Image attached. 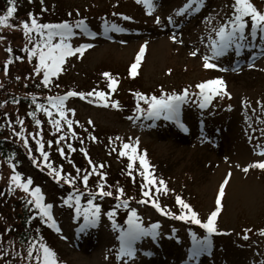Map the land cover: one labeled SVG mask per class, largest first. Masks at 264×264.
Returning a JSON list of instances; mask_svg holds the SVG:
<instances>
[{
    "label": "rangeland",
    "instance_id": "374dc122",
    "mask_svg": "<svg viewBox=\"0 0 264 264\" xmlns=\"http://www.w3.org/2000/svg\"><path fill=\"white\" fill-rule=\"evenodd\" d=\"M45 1L55 2L61 11L75 8L85 13L93 29L91 39L84 40L79 34L70 39L80 52L68 62L60 82L90 91L100 86L97 80L104 81L101 76L105 73L118 79L113 90L121 98L130 90L127 88L155 93L160 88L187 85L207 86L214 98L211 105L182 100L186 134L174 130L161 113L150 122L134 117L133 102L113 111L74 97L66 100L64 107L71 115L67 120L70 125L75 123L80 138H90L87 147L94 160L106 164L108 185L135 181L125 168L126 159L107 150V143L119 153L126 150L123 146L135 147L138 141L149 164L145 176L165 184L166 191L155 195L159 203L169 206L177 195L185 209L198 213L196 217L205 218L213 207L220 212L208 219L218 236L203 242L200 229L167 219L153 207L120 209L119 223L135 211L143 233L126 244L125 252L113 257L112 250L118 253L120 246L113 237L110 218L101 215L95 226L76 222L73 208L62 203L67 190L32 174L40 186L37 195L51 207L59 223L60 231L46 245L54 247L60 263L264 264V236L260 234L264 229L263 47L252 26L227 42L216 39L217 31L236 11L238 0ZM247 1L255 12L264 9V0ZM109 5L120 15L106 17L113 22L101 15L107 14L103 11ZM143 49L138 75L129 79L127 64ZM206 63L213 66L209 72L203 69ZM50 157L54 164L61 162L54 154ZM64 160L78 165L80 155L65 153ZM219 184L224 194L214 201ZM87 198L81 196L83 204ZM97 198L103 211L116 208L112 200ZM154 223L157 235L149 229ZM188 229L199 236H190Z\"/></svg>",
    "mask_w": 264,
    "mask_h": 264
},
{
    "label": "trees",
    "instance_id": "16d2710c",
    "mask_svg": "<svg viewBox=\"0 0 264 264\" xmlns=\"http://www.w3.org/2000/svg\"><path fill=\"white\" fill-rule=\"evenodd\" d=\"M81 20L82 14L76 9L61 11L55 2L0 0V233L3 229L12 232L10 246H0V264H37L35 257L41 255L40 231L45 224H36L37 218H29L25 211L26 204L35 203L31 187L36 179L32 174L59 182L74 193L90 197L102 193L119 203L136 202L143 191L151 189L142 179L144 162L136 149L131 154L132 161L127 162V171L131 178H138L137 194L131 191L132 182L125 190L108 186L102 173L104 165L93 159L87 147L90 138L82 139L75 133V123L71 121L70 125L63 109L65 93L84 100L95 97L111 107L119 100L117 96L110 100L100 98L110 84L109 77L98 79L100 86L90 91H80L65 80L60 82L63 72H67L65 59L69 49V44L61 39L70 37ZM32 34L37 36L33 39L29 37ZM33 44L35 49L43 47L44 58L30 51ZM34 51L43 55V50ZM178 91L161 90L154 95L136 92L132 94V111L139 115L148 113L151 107L179 97ZM76 141L77 147H72ZM111 147L108 144L107 150ZM65 153H78V165L65 162ZM50 154L61 162L54 164ZM70 196L67 200L75 202ZM7 219L11 220L6 225ZM184 222L200 227L202 221L185 216Z\"/></svg>",
    "mask_w": 264,
    "mask_h": 264
}]
</instances>
